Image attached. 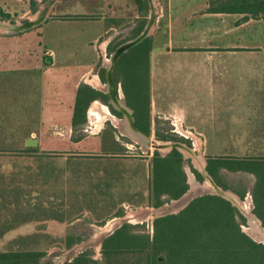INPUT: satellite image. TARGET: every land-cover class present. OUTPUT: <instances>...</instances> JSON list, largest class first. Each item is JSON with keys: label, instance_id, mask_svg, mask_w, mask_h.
Here are the masks:
<instances>
[{"label": "rangeland", "instance_id": "374dc122", "mask_svg": "<svg viewBox=\"0 0 264 264\" xmlns=\"http://www.w3.org/2000/svg\"><path fill=\"white\" fill-rule=\"evenodd\" d=\"M47 1L0 0V10L3 14L0 16V23L14 26L16 23L31 20ZM110 1L113 0H59L43 23L23 31L24 33L15 35L0 29V39L4 38L0 40V55L7 61L20 59L21 65H24L23 58L28 62L25 66L26 73L20 77L19 88L13 86L15 81H11L13 83L9 88V91L16 89L26 95V105L21 106L20 110L21 130L27 134L34 132L38 139L43 140L39 151L35 152H38L36 157L27 159L24 163L26 179L16 181L20 182L21 186L20 191L16 189V202L15 205L12 204V208L23 206V210L8 212L10 220L12 219L10 224L20 223L21 231L25 228L28 232L36 229V233L28 234L26 239L19 243L12 242L7 249L45 252L42 261L50 264H66L84 251H90L93 260L101 261L100 247L103 237L120 222L129 221L133 232L151 234L153 215L174 212L192 195L203 191H192L190 188L188 194L179 201L165 202L157 209L143 205L141 202L145 201L146 192H143V198H140L137 192L149 179V159L154 150L143 149L127 136L120 135L110 120H105L102 126L96 127L95 120L88 115V110L95 101L91 102L86 110L84 124L72 128L71 132L55 128L45 130L50 123L57 122L62 116V111L55 108L56 104L71 102L77 89L73 88V83L78 77H81V83L86 84L92 75L99 79L98 72L104 70V82L99 79L100 83L104 84L105 66L111 53L119 45L133 39V31L139 25L143 23L142 29L146 25L149 18L147 0L146 7L141 11H138L133 0H130L129 9L121 6L124 10L121 14H113L115 9L111 5L105 6V2ZM116 1L121 3L122 0ZM154 1L156 3V0ZM116 15L122 16L121 19L113 17ZM155 24L156 16L154 27ZM103 27L110 29L103 32ZM41 60L44 65H50L52 61L55 65L43 68L31 65H34V62L40 64ZM14 77L13 74L9 76L10 80ZM119 85L118 83L116 88L113 85L114 91ZM88 86L97 90L92 85ZM251 96L248 91L236 90L234 105L237 114H244L256 108L254 103L257 101ZM96 101L105 106L110 114L109 108L115 110L108 104V100L106 104L100 100ZM249 103L253 106L249 107ZM239 116L243 119L246 117ZM255 117L258 115L251 116L252 119ZM252 122L253 126L249 127L259 126L258 122ZM41 125L43 131L40 130ZM246 126H238L235 133H246ZM241 127L244 130H241ZM179 131L180 129L176 131L169 120L154 117L151 118L148 137L163 142H180L204 158L201 147H194L191 143L189 145L179 140L186 139ZM258 133L247 132L250 135ZM156 135L176 140H159ZM225 151L228 155H254V158L264 159V148L234 147L226 148ZM157 152L160 155L167 153ZM187 160L189 162L184 165V171L189 170L192 173L194 169L198 172L194 161ZM218 178L220 184L225 185L227 189L220 187L212 178L218 187L244 202H249L252 208L250 190L255 182L253 175L220 171ZM195 181L202 183L204 178L202 177L201 182L196 179ZM237 193H244V198ZM148 211H152V216L147 218L144 213ZM119 212L122 215L114 217ZM135 213H138L135 215L137 220L132 217ZM243 218L245 221L241 227L246 231L247 219L244 216ZM68 236L79 239V242L69 249L64 245ZM118 264H135V259L127 257Z\"/></svg>", "mask_w": 264, "mask_h": 264}, {"label": "crops", "instance_id": "0c3cea01", "mask_svg": "<svg viewBox=\"0 0 264 264\" xmlns=\"http://www.w3.org/2000/svg\"><path fill=\"white\" fill-rule=\"evenodd\" d=\"M129 2L113 0L105 2V6L111 5L115 9L113 14H121L124 11L121 6L127 10ZM155 7L156 24L150 36L149 54L150 118L169 120L176 131L184 132L179 134L192 146L202 148L205 160L206 157H254L228 155L225 149L264 148V21H242L246 16L243 13L208 12V0H156ZM109 29L103 27V32ZM5 60L0 55V253L9 251L12 242L19 243L28 234L36 233V229L21 231L20 223L10 224L8 212L23 210V206L12 208L16 189L20 191L21 186L16 181L26 179L24 163L36 157L38 152H35L43 144L36 133L21 130L20 110L26 105V95L16 89L9 91L11 81L19 88L28 62L25 58L24 65L20 59ZM39 63L31 65L42 68L55 65L54 61L50 65H44L42 60ZM11 74L15 75L13 80L9 78ZM80 80L78 77L73 83L74 89L81 84ZM236 88L248 91L257 101L254 103L257 109L244 112L246 115L237 114ZM74 96L71 102L56 104L62 116L45 130L71 132ZM250 106L253 104L249 103ZM254 115L258 117L252 119ZM252 121L259 126L249 127L253 126ZM243 125H247L245 130L240 129L246 133L236 134L235 129ZM251 131L259 133L247 134ZM28 140H34L36 145H27Z\"/></svg>", "mask_w": 264, "mask_h": 264}, {"label": "trees", "instance_id": "16d2710c", "mask_svg": "<svg viewBox=\"0 0 264 264\" xmlns=\"http://www.w3.org/2000/svg\"><path fill=\"white\" fill-rule=\"evenodd\" d=\"M138 11L143 10L146 0H133ZM208 12L243 13L248 19L264 21V0H208ZM3 15L0 10V16ZM83 18V17H77ZM143 23L134 31L137 36ZM152 38L147 37L123 53L115 62L112 72L114 87L119 83L126 105L132 110L135 127L150 135L149 54ZM104 82V70L98 72ZM100 100L107 103L108 96L81 83L76 89L71 126L85 122L89 104ZM112 115L121 114L109 108ZM159 140H172L157 136ZM180 141L190 143L180 138ZM113 143L116 144L115 140ZM190 145V144H189ZM189 161L176 150L162 156L154 151L149 159L150 176L137 192L144 197L143 205L159 208L165 202L177 200L188 190L184 165ZM207 173L223 189L218 175L221 170L253 175L255 182L250 190L253 214L264 226V159L237 157H206ZM195 179L202 181L194 169ZM141 178V176H139ZM242 199L244 193H237ZM141 205V204H140ZM121 212L114 217H120ZM243 216L228 201L216 195H202L192 199L176 214L152 220L151 234L133 232V226L123 224L101 242V261L93 260L90 251L75 256L67 264H118L133 257L135 264H264V244L253 241L241 230ZM103 225V224H102ZM79 239L66 237L64 245L71 248ZM45 252L7 251L0 253V264H50L42 261Z\"/></svg>", "mask_w": 264, "mask_h": 264}, {"label": "water", "instance_id": "95a60500", "mask_svg": "<svg viewBox=\"0 0 264 264\" xmlns=\"http://www.w3.org/2000/svg\"><path fill=\"white\" fill-rule=\"evenodd\" d=\"M58 1L59 0H48L43 5L42 9L37 12L35 17H33L31 20H28V21H26L24 23H16L14 26H8L9 24L0 23V29H2L3 31H6L7 33H11V34L20 33V32L32 29V28L40 25L41 23H43L46 20V18L48 17L49 13L51 12L52 7ZM147 2H148V5H149V18H148V21L146 22V25L142 29V31L136 37H134L133 39H131V40L119 45L110 55L109 64L107 66H105V83H104V85L106 86V90L103 93L108 95V104L111 105L122 116L121 118H116V117L115 118L120 120V121H122L124 123V127H126L129 132H131L132 134L138 136L139 138H144L145 139V140L142 139L144 144L141 147H143V149L144 148L146 150L153 149L154 151H160V149H162V150L166 151L167 153H169L172 149H176L182 155V157L184 159H192L194 161L198 172L204 178L203 182H205V181L210 182V184H212V186L214 188V190L212 192H201V193H198V194H195V195L191 196L184 204H182V206L180 208H178L174 212L167 213V214H162V215L161 214L153 215V219L158 218V217H162V216H165V215H169V214L178 213L180 210L185 208L192 199H194V198H196L198 196H202V195H216V196H219V197L223 198L224 200L228 201L233 207H235L239 211V213L241 215H243L247 219V223H246L247 227H250V220L252 219V220L256 221V223L258 224V229L260 231L264 232V226H262L261 221L253 213H250V217H248L245 214V212L242 210V208L239 205V203L234 198H232L230 196V194H232V193H230L229 191L221 189L220 187H218L213 182L211 176L207 173V171L205 169L206 160L199 153L194 152L195 151L194 149H191V148L187 147L186 145H184V144H182L180 142L158 141V140H155L153 138L148 137V135H145L144 133L139 131L134 125V119H133V116H132V110L126 105V102H125L124 96L122 94L121 88L119 87V88H117L116 91H114L113 82H112V72H113L114 64L117 61V59L123 53H126L130 48L136 46L141 41H143L145 38L151 36L152 33H153V30H154L153 24H154L155 16H156L155 1L154 0H147ZM121 99H122V102H123V106L120 104ZM117 131L120 134L119 130H117ZM120 135H122V134H120ZM27 145L34 146V145H36V143H35L34 140H28L27 141ZM166 154H164V155H166ZM164 155H162V156H164ZM185 173H186V177H187L188 190L191 188V185L194 184V183H196V184H202L203 183V182L202 183H197L195 181V179H194L193 174L189 170L185 171ZM184 195H182L177 200H171L170 203H174V202L179 201L181 198H183ZM242 201L243 200H240V202H242ZM252 208H253V206H252ZM252 208H251V210H252ZM128 223L129 222L123 223V224H128ZM123 224L120 223L110 233H108L107 235H104L103 239L108 237L109 235H111L117 228H119ZM241 230L246 235H248L253 241H255L257 243L264 244V241L256 240L255 238L250 236L244 230V227H241ZM70 261L66 262V264L69 263Z\"/></svg>", "mask_w": 264, "mask_h": 264}, {"label": "bare ground", "instance_id": "6f19581e", "mask_svg": "<svg viewBox=\"0 0 264 264\" xmlns=\"http://www.w3.org/2000/svg\"><path fill=\"white\" fill-rule=\"evenodd\" d=\"M109 64V60L107 61V64L106 66ZM87 83L94 86L95 88H101V89H97L99 91H102L104 92L106 90V86L104 84H101L98 80V78L93 75L91 78L89 77L88 80H87ZM121 98V97H120ZM120 104L123 106V102H122V99L120 101ZM89 113V117L93 120H95V124H96V127H100L102 126V123L105 121V120H110L112 125L117 129L119 130L120 134L124 135V136H127L128 138H130L134 143L142 146L144 144L143 140H145L144 138H139L138 136L132 134L131 132H129L127 130L126 127H124V123L118 119H116L114 116H112L108 110L106 109L105 106L99 104V103H94L90 110H88ZM93 122V121H92ZM180 134H184L183 131H179ZM187 137V136H186ZM143 139V140H142ZM146 142V141H145ZM161 144V143H160ZM143 148V147H142ZM145 149V148H144ZM160 151H164L162 149H160ZM191 188H192V191H195V190H203V191H200V192H197L196 194L198 193H201V192H212L214 190L212 184H210V182L208 181H205L203 182L202 184H192L191 185ZM189 191V190H188ZM188 191L186 192V194H188ZM186 194L183 196L185 197ZM195 195V194H194ZM193 196V195H192ZM230 196L232 198H234L238 203L239 205L241 206L242 210L245 212V214L250 217V213H251V207H250V204L249 202H240V200L233 194H230ZM182 199V198H181ZM189 199V198H188ZM252 205V203H251ZM152 211H148L147 213H144L146 214L145 217H149V216H152ZM135 215L137 216L138 213L136 214H133L132 217H134V220H137L135 218ZM122 222H129L127 220H123ZM120 222V223H122ZM119 223V224H120ZM112 224V222L110 224H108L107 226L110 227V225ZM118 224V225H119ZM106 226V227H107ZM105 227V228H106ZM117 227V226H116ZM115 227V228H116ZM107 229V228H106ZM246 232L252 236L253 238H255L256 240H260V241H264V232L260 231L258 229V224L256 223V221L254 220H250V227H248V229L246 230ZM107 235V234H106Z\"/></svg>", "mask_w": 264, "mask_h": 264}]
</instances>
